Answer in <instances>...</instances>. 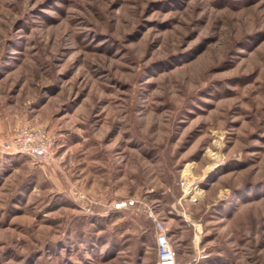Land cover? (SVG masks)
Here are the masks:
<instances>
[{"label": "rangeland", "instance_id": "374dc122", "mask_svg": "<svg viewBox=\"0 0 264 264\" xmlns=\"http://www.w3.org/2000/svg\"><path fill=\"white\" fill-rule=\"evenodd\" d=\"M158 221L264 264V0H0V264H157Z\"/></svg>", "mask_w": 264, "mask_h": 264}, {"label": "built area", "instance_id": "2783aa9c", "mask_svg": "<svg viewBox=\"0 0 264 264\" xmlns=\"http://www.w3.org/2000/svg\"><path fill=\"white\" fill-rule=\"evenodd\" d=\"M14 151L28 155L41 162H48L55 157V138L45 127L34 126L24 123L17 127L13 135ZM181 186L189 191L190 184L187 180L182 179ZM125 203L119 204L118 208L125 206ZM157 264H191V262L180 263L177 254L170 242L167 229L160 221L157 222Z\"/></svg>", "mask_w": 264, "mask_h": 264}, {"label": "bare ground", "instance_id": "6f19581e", "mask_svg": "<svg viewBox=\"0 0 264 264\" xmlns=\"http://www.w3.org/2000/svg\"><path fill=\"white\" fill-rule=\"evenodd\" d=\"M190 166H187V168H189ZM198 194L200 193V191L197 192Z\"/></svg>", "mask_w": 264, "mask_h": 264}, {"label": "crops", "instance_id": "0c3cea01", "mask_svg": "<svg viewBox=\"0 0 264 264\" xmlns=\"http://www.w3.org/2000/svg\"><path fill=\"white\" fill-rule=\"evenodd\" d=\"M177 255H178V253H177ZM178 257V256H177ZM178 259H179V257H178ZM180 263H183V261H180Z\"/></svg>", "mask_w": 264, "mask_h": 264}]
</instances>
